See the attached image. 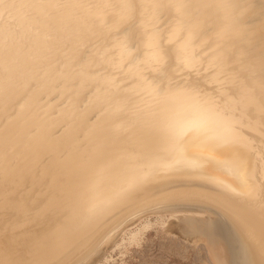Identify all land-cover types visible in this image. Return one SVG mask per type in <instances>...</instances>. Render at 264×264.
I'll return each instance as SVG.
<instances>
[{
    "label": "bare ground",
    "instance_id": "6f19581e",
    "mask_svg": "<svg viewBox=\"0 0 264 264\" xmlns=\"http://www.w3.org/2000/svg\"><path fill=\"white\" fill-rule=\"evenodd\" d=\"M164 212L264 264V0H0V264H91Z\"/></svg>",
    "mask_w": 264,
    "mask_h": 264
},
{
    "label": "rangeland",
    "instance_id": "374dc122",
    "mask_svg": "<svg viewBox=\"0 0 264 264\" xmlns=\"http://www.w3.org/2000/svg\"><path fill=\"white\" fill-rule=\"evenodd\" d=\"M185 207L181 209L189 210ZM206 212L207 211L204 213ZM213 212L215 213V211L211 209L210 216H218V214H215L216 216L212 215ZM166 213L164 212L162 218L156 216V214L153 215V213H149V215L142 216L140 220L138 219L139 221H136V219L133 220L132 222L134 223V221H136V224L134 223L133 225V223H130L129 228L127 227L124 233H119V235H117L119 237L115 236L114 239H116V241L114 239V241H111V246L108 245L110 246L109 249L106 246L108 250L105 251L104 249L105 254L102 253L103 256L100 255L101 257L99 256V259L97 258L96 260L98 262L92 261L93 263L91 262V264H214L215 261L211 258L207 246L203 241L200 239V242L198 239L193 241L191 239H186L185 241L186 237L191 238L192 235L185 234L181 232L182 230L179 232L180 227L178 226L176 230V225L174 226V223L177 224L176 220H178V217L174 215L181 213ZM202 214L200 213L196 215V217L205 218L209 213L207 212L206 215ZM188 215L189 214L186 213L182 217ZM172 221H174V223ZM179 233H182L183 236ZM184 236L185 238H183ZM192 239L195 238L192 237ZM209 256L210 258H208ZM211 260L212 262H210ZM87 262L89 263L85 264H90V261ZM241 263L243 264L242 261Z\"/></svg>",
    "mask_w": 264,
    "mask_h": 264
},
{
    "label": "snow or ice",
    "instance_id": "6c2138e0",
    "mask_svg": "<svg viewBox=\"0 0 264 264\" xmlns=\"http://www.w3.org/2000/svg\"><path fill=\"white\" fill-rule=\"evenodd\" d=\"M160 57V45L158 41H155L154 37H150L148 43L145 47L144 55H143V62L145 64L151 65L153 61L158 60ZM140 59L139 57L137 58ZM216 115L224 120H231L233 119V115L218 111ZM169 122H171L175 127H173V132L178 134V140L182 141L183 138L189 134L196 136V137H205V142H208V138L206 133L204 132L203 128L194 121H177L175 117V113H172L168 117ZM228 143L227 141L216 143V147H223L225 144ZM180 147H183V144L180 143Z\"/></svg>",
    "mask_w": 264,
    "mask_h": 264
},
{
    "label": "water",
    "instance_id": "95a60500",
    "mask_svg": "<svg viewBox=\"0 0 264 264\" xmlns=\"http://www.w3.org/2000/svg\"><path fill=\"white\" fill-rule=\"evenodd\" d=\"M208 166H210L209 168H211L210 170H213V171H216V170H218V168H217V166L215 165V164H213V165H208ZM218 172H219V170H218ZM178 206H181V207H184V206H188V207H186V208H188V209H192V208H197L198 207V205H196V204H192V203H182V204H177Z\"/></svg>",
    "mask_w": 264,
    "mask_h": 264
}]
</instances>
